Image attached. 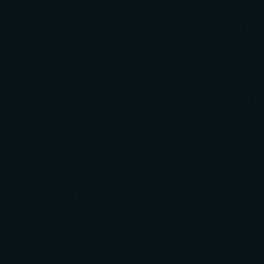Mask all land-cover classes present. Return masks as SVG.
Here are the masks:
<instances>
[{
    "label": "water",
    "instance_id": "95a60500",
    "mask_svg": "<svg viewBox=\"0 0 264 264\" xmlns=\"http://www.w3.org/2000/svg\"><path fill=\"white\" fill-rule=\"evenodd\" d=\"M0 264H264V0H0Z\"/></svg>",
    "mask_w": 264,
    "mask_h": 264
}]
</instances>
